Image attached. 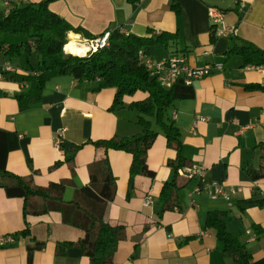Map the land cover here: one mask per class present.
<instances>
[{"label": "crops", "instance_id": "1", "mask_svg": "<svg viewBox=\"0 0 264 264\" xmlns=\"http://www.w3.org/2000/svg\"><path fill=\"white\" fill-rule=\"evenodd\" d=\"M0 2L6 7L4 0ZM172 2L179 5V12L171 8ZM49 7L92 35L119 29L136 35H145L148 29L154 35L176 33L177 39L167 47L145 49V59L157 62L184 57L193 66L222 65L207 76L191 83L179 80L170 88L174 100L168 116L180 130V152L200 170L178 173L179 179L191 178L181 192L180 208L158 213L162 185L174 175L167 161L176 156L160 130L147 152V164L155 177L145 183L136 176L130 195L131 156L109 151L116 192L105 205L104 217L124 223L127 234L117 246L113 264H231L215 235L204 228L210 210L226 213L227 229L252 254L249 264H264V178L253 181L245 171L248 165L258 166L256 145L264 142V126L257 120L264 112V88L245 85L264 87V64L243 66L241 56L230 51L245 43L264 51V0H138L134 4L128 0H52ZM211 7L222 13V24L229 28L220 37L213 33ZM71 35L79 41L88 39L83 34H69L68 39ZM21 90L19 82L0 79V171L32 176L43 187L71 180L63 193L65 202L89 183L102 157V150L91 141L109 138L116 131L130 136L137 130L127 120L128 109L118 115L109 110L113 88L94 91L91 82L57 76L45 84L41 103L23 111L16 99ZM200 117L204 119L194 131L193 122ZM59 131L60 147L55 142ZM77 145L72 162L53 167ZM213 182L226 190L241 187L242 191L230 200L194 191ZM146 195L152 197L151 203H145ZM244 200L252 202L244 204ZM28 220L29 234L15 235L24 227L22 199L8 197L0 187V264H89L78 247L64 255L55 253L58 241H75L83 235L80 228L63 223L59 212L28 216ZM8 235L12 241L3 244L1 239Z\"/></svg>", "mask_w": 264, "mask_h": 264}, {"label": "trees", "instance_id": "2", "mask_svg": "<svg viewBox=\"0 0 264 264\" xmlns=\"http://www.w3.org/2000/svg\"><path fill=\"white\" fill-rule=\"evenodd\" d=\"M131 4L138 0H128ZM51 0L37 2L8 1L0 8V64L9 62L16 71L5 73L4 79L17 81L22 90L16 94L20 111L30 109L41 103L45 84L51 78L71 75L79 82L93 83V90L113 88L114 95L109 110L118 115L121 109H128L127 119L136 128L130 136L116 131L111 137L91 141L102 150L98 166L90 173L89 183L77 189V195L68 202L63 193L71 180L49 182L46 186L35 184L32 176H19L8 171H0V187L8 197L22 199L24 227L15 232L17 236L29 234L28 216H41L51 211L61 214L62 222L83 231V235L73 240L58 241L57 255L78 247L88 257L89 264H113L114 255L120 241L127 236L124 223L107 220L104 217L105 205L116 192L115 178L109 164L110 150H120L131 156L128 168V195L133 191L136 176H144L149 181L155 171L147 164V152L159 130L165 137L166 145L176 151V156L167 161L174 171L170 180L163 183L159 194L161 202L158 213L178 209L181 206V192L191 178L179 179V170L191 166L181 152V133L168 116L173 102L172 90L161 86L149 74L145 62L139 56L148 47L174 42L176 33L163 31L153 34L148 29L145 35L122 34L111 30L108 46L89 51L84 56L68 55L63 47L69 34L92 35L82 26H75L51 10ZM171 8L179 12V5L171 3ZM242 58V65L264 64V51L251 43L231 49ZM246 88H264L247 84ZM137 93L142 97H134ZM127 97H132L128 102ZM80 145L72 147L63 160L56 161L53 167L64 162H72ZM259 151L258 166L248 165L245 171L251 180L264 178V142L256 145ZM244 204L251 200H244ZM256 226V225H253ZM204 228L212 232L221 244L222 253L231 264H249L252 254L239 236L229 232L226 226V213L220 210L208 211ZM256 228V227H255ZM137 245V244H136Z\"/></svg>", "mask_w": 264, "mask_h": 264}, {"label": "built area", "instance_id": "3", "mask_svg": "<svg viewBox=\"0 0 264 264\" xmlns=\"http://www.w3.org/2000/svg\"><path fill=\"white\" fill-rule=\"evenodd\" d=\"M6 4H8V1L10 0H4ZM209 17L213 24H215V28L213 29V33L215 37H220L222 35H225L227 30H229L228 27L224 26L222 24V13L218 11L215 8H209L208 10ZM221 24V25H219ZM120 33L126 35V33L119 29ZM111 31L106 30L100 35L88 38L86 40L79 41L80 43H83L89 47V51H96L98 49H102L109 44V38H110ZM65 46V45H64ZM64 50V47H63ZM65 52V51H64ZM142 50L139 51L140 58L143 59V61L146 64L147 69L149 70V74L156 79V81L163 87L170 89L177 81L181 80L185 83H191L196 79H199L201 77L207 76L211 74V72L214 69H221L222 65L220 63H215L213 66L211 65H203V66H193L186 62L184 57H173L168 60L164 61H151L149 59H145L143 57ZM16 69L9 63V62H3L0 64V79L4 78L5 73H13ZM175 116V115H174ZM203 117L198 118V120H195L192 125V129L195 131L198 122L200 120H203ZM258 123L264 126V112L261 114V116L257 119ZM62 137V131H59L58 137L56 138L55 142L57 146L60 147V139ZM200 170L196 166H189L186 168V170H179L178 173L180 174H187V173H198ZM196 193L204 192L207 195H209L212 198H216L219 196L224 197L227 200H230V198L242 191L241 187H231L229 190H226L223 188V186L220 183L213 182L211 184L206 185L203 188L197 187L194 190ZM152 197L150 195H146L145 197V203H151ZM171 236V234H169ZM12 241V236H4L1 239V242L3 244L9 243Z\"/></svg>", "mask_w": 264, "mask_h": 264}, {"label": "bare ground", "instance_id": "4", "mask_svg": "<svg viewBox=\"0 0 264 264\" xmlns=\"http://www.w3.org/2000/svg\"><path fill=\"white\" fill-rule=\"evenodd\" d=\"M89 47L83 43H80L75 36L71 35L67 43L64 46V51L67 54L76 56H84L87 54Z\"/></svg>", "mask_w": 264, "mask_h": 264}, {"label": "rangeland", "instance_id": "5", "mask_svg": "<svg viewBox=\"0 0 264 264\" xmlns=\"http://www.w3.org/2000/svg\"><path fill=\"white\" fill-rule=\"evenodd\" d=\"M52 1V0H51ZM0 8H2V3L0 2ZM152 47H148L147 49H151ZM125 112L124 113H126V110H124ZM134 132H136V131H134ZM120 133V132H119ZM121 134V133H120ZM139 177H141V178H143V181L145 182V183H148V179H145L144 178V176H139Z\"/></svg>", "mask_w": 264, "mask_h": 264}, {"label": "water", "instance_id": "6", "mask_svg": "<svg viewBox=\"0 0 264 264\" xmlns=\"http://www.w3.org/2000/svg\"><path fill=\"white\" fill-rule=\"evenodd\" d=\"M66 53V52H65ZM67 54V53H66ZM68 55H72V54H68ZM76 56V55H75Z\"/></svg>", "mask_w": 264, "mask_h": 264}]
</instances>
